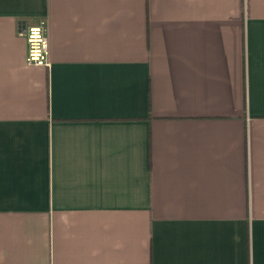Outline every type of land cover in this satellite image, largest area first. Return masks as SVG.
Segmentation results:
<instances>
[{
    "label": "crops",
    "instance_id": "obj_1",
    "mask_svg": "<svg viewBox=\"0 0 264 264\" xmlns=\"http://www.w3.org/2000/svg\"><path fill=\"white\" fill-rule=\"evenodd\" d=\"M0 264H264V0H0Z\"/></svg>",
    "mask_w": 264,
    "mask_h": 264
},
{
    "label": "built area",
    "instance_id": "obj_2",
    "mask_svg": "<svg viewBox=\"0 0 264 264\" xmlns=\"http://www.w3.org/2000/svg\"><path fill=\"white\" fill-rule=\"evenodd\" d=\"M17 32L27 45L25 64L48 68L50 66L49 41L45 22L41 20L30 26L20 25Z\"/></svg>",
    "mask_w": 264,
    "mask_h": 264
}]
</instances>
